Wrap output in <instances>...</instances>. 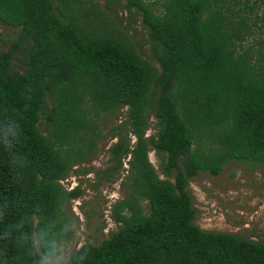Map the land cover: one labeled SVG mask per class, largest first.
<instances>
[{"label": "trees", "instance_id": "obj_1", "mask_svg": "<svg viewBox=\"0 0 264 264\" xmlns=\"http://www.w3.org/2000/svg\"><path fill=\"white\" fill-rule=\"evenodd\" d=\"M93 1L0 0V22L18 30L0 53V264H59L71 236L65 205L81 196L63 186L68 159L92 148L99 117L117 106L128 108V129L111 159L117 168L130 157V193L114 209L121 225L65 264H264V242L198 226L189 190L227 162L264 161V67L242 50L247 22L229 4L243 1L123 0L141 15L158 65ZM18 53L24 71L13 65ZM150 103V141L173 181L149 158Z\"/></svg>", "mask_w": 264, "mask_h": 264}, {"label": "rangeland", "instance_id": "obj_2", "mask_svg": "<svg viewBox=\"0 0 264 264\" xmlns=\"http://www.w3.org/2000/svg\"><path fill=\"white\" fill-rule=\"evenodd\" d=\"M149 1L157 2L158 6L162 2ZM242 1L240 6L233 4V1L229 3L236 11L242 10L247 22L248 37L242 50H248L254 61H259L264 67V0ZM90 6L100 12L105 22L113 25L114 21L116 28L127 35L140 53L158 65L140 14L135 11L129 13L124 8L123 0H94ZM17 33V29L0 22V53L9 50ZM24 60L22 53L16 54L14 67L24 71ZM145 118L144 135L150 161L160 178L173 181L175 171H166V154L153 149L150 141L158 133L153 103L146 106ZM127 119L128 108L124 106L101 114L95 144L90 149L72 154L68 159L70 170L62 181L63 186L68 191L79 188L81 196L65 205L71 236L61 247L57 260L59 264H65L72 253L85 245H100L121 225L115 220L114 209L130 193V157L124 158L115 168L116 161L111 159L109 149L117 142V136L128 129ZM40 130L44 135L50 134V124L44 116L41 117ZM129 138L133 145L136 138L131 134ZM189 190L197 211L195 223L202 229L264 242V161L227 162L218 175L202 172L190 180ZM142 208L148 212L147 202H143Z\"/></svg>", "mask_w": 264, "mask_h": 264}]
</instances>
